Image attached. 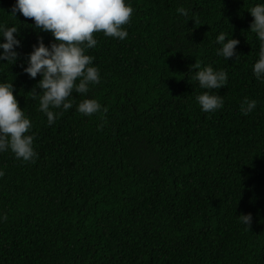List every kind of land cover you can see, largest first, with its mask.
<instances>
[{"label":"trees","instance_id":"16d2710c","mask_svg":"<svg viewBox=\"0 0 264 264\" xmlns=\"http://www.w3.org/2000/svg\"><path fill=\"white\" fill-rule=\"evenodd\" d=\"M261 2L130 0L128 37L95 33L88 50L101 82L74 93L108 111L85 116L74 104L49 126L31 98L41 77L23 67L39 39L54 37L0 0V23L21 40L0 81L13 83L38 153L34 162L0 153V264H264V83L248 11ZM221 32L240 41L238 56L217 55ZM195 62L228 73L213 90L223 108L196 102L205 90ZM246 97L257 101L248 115ZM249 212L250 227L239 220Z\"/></svg>","mask_w":264,"mask_h":264},{"label":"clouds","instance_id":"9594fccd","mask_svg":"<svg viewBox=\"0 0 264 264\" xmlns=\"http://www.w3.org/2000/svg\"><path fill=\"white\" fill-rule=\"evenodd\" d=\"M248 11L254 18L250 30L260 41L259 58L253 65V73L257 80L264 83V0ZM133 12L130 0H15L12 13L32 18L35 29L49 32L54 37L50 45L39 39L27 54L26 66L23 67L30 78L35 79L38 74L41 77L36 85L40 91L33 88L31 98L35 100L39 96V111L46 115L49 126L62 114L55 109L67 112L74 104L76 111L85 116L108 111L94 98H85L76 104L74 93L86 96L91 85L101 82L100 70L93 64L95 57L87 54L88 50L98 45L94 34L102 32L106 37L125 40L129 33L124 26L130 23ZM177 12L188 15L184 8H178ZM18 35L17 26L0 23V64L4 61L13 64L17 60V49L21 46ZM216 42L221 45L217 55L226 60L238 56V39H226V34L221 32ZM191 67L196 69L194 78L199 87L205 90L196 96L201 110L210 113L223 108V97L213 90L227 86L228 73L211 65L201 67L199 62ZM41 92L42 95H39ZM256 106V100L246 97L241 111L248 115ZM32 127V121L14 95L13 83L0 81V153L11 151L19 160L34 162L38 153L34 147ZM3 175L0 170V177ZM239 220L250 227L252 214H241Z\"/></svg>","mask_w":264,"mask_h":264}]
</instances>
